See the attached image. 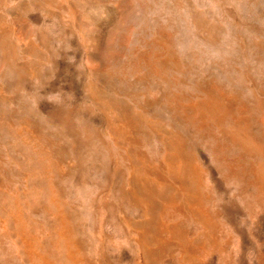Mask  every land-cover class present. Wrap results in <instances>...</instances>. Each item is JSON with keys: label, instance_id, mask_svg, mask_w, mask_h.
Masks as SVG:
<instances>
[{"label": "rangeland", "instance_id": "1", "mask_svg": "<svg viewBox=\"0 0 264 264\" xmlns=\"http://www.w3.org/2000/svg\"><path fill=\"white\" fill-rule=\"evenodd\" d=\"M0 264H264V0H0Z\"/></svg>", "mask_w": 264, "mask_h": 264}, {"label": "bare ground", "instance_id": "2", "mask_svg": "<svg viewBox=\"0 0 264 264\" xmlns=\"http://www.w3.org/2000/svg\"><path fill=\"white\" fill-rule=\"evenodd\" d=\"M217 103H218V101H217ZM223 114V113H222ZM253 165V164H252ZM62 248H63V246H62ZM70 262V261H69Z\"/></svg>", "mask_w": 264, "mask_h": 264}]
</instances>
